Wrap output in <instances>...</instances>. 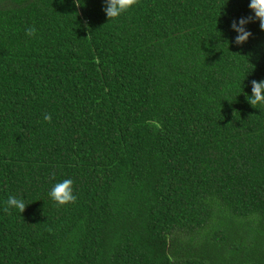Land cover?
Masks as SVG:
<instances>
[{
    "label": "trees",
    "instance_id": "1",
    "mask_svg": "<svg viewBox=\"0 0 264 264\" xmlns=\"http://www.w3.org/2000/svg\"><path fill=\"white\" fill-rule=\"evenodd\" d=\"M248 3L109 20L102 0H0V264H264V105L245 96L264 30L230 28Z\"/></svg>",
    "mask_w": 264,
    "mask_h": 264
},
{
    "label": "clouds",
    "instance_id": "2",
    "mask_svg": "<svg viewBox=\"0 0 264 264\" xmlns=\"http://www.w3.org/2000/svg\"><path fill=\"white\" fill-rule=\"evenodd\" d=\"M76 5H82L84 0H73ZM134 3V0H102V10L110 19H115L128 10ZM248 7L251 10V16H241L233 19L230 22V28L235 33L232 42L237 46H243L252 37L253 33L247 25L255 20L259 22V27L264 30V0H249ZM26 34L31 36L36 32L34 27L25 29ZM251 92L245 93L246 100L252 106L264 105V78L250 82ZM243 90V89H242ZM51 114L45 112L43 119L50 121ZM155 128H159L160 124L156 120L149 121ZM73 179L70 177L64 178L55 182L48 192L49 198L57 204L71 203L76 199L73 191ZM25 201L22 197L9 195L5 202V210L15 208L21 213L25 209Z\"/></svg>",
    "mask_w": 264,
    "mask_h": 264
}]
</instances>
